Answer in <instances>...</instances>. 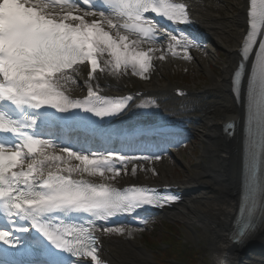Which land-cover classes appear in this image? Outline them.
<instances>
[{
  "label": "snow or ice",
  "instance_id": "obj_1",
  "mask_svg": "<svg viewBox=\"0 0 264 264\" xmlns=\"http://www.w3.org/2000/svg\"><path fill=\"white\" fill-rule=\"evenodd\" d=\"M247 16L250 31L231 81L246 114L241 226L230 238L237 248L264 225V0H250ZM191 23L186 4L177 0H0V264H63L62 254L77 258L72 264H105L101 236L125 231L108 224L110 218L180 199L107 182L121 175L117 162L126 172L128 163L159 160L160 154L78 149L70 134L96 136L101 122L124 112L133 99L99 95L97 73L148 79L152 61L176 57L178 47L182 58L192 59V40L171 27ZM165 42L166 48L157 46ZM246 69L251 74L245 93ZM85 73L87 95L74 98L66 85ZM73 160L78 163L70 165ZM257 203L259 216L252 211ZM74 213L85 215L61 219Z\"/></svg>",
  "mask_w": 264,
  "mask_h": 264
},
{
  "label": "bare ground",
  "instance_id": "obj_2",
  "mask_svg": "<svg viewBox=\"0 0 264 264\" xmlns=\"http://www.w3.org/2000/svg\"><path fill=\"white\" fill-rule=\"evenodd\" d=\"M179 1L188 5L193 20L191 33L179 32L180 29L174 26L179 35H185L189 40H192L194 46L189 47L188 54L199 62L198 54L195 52L198 42L194 41L196 39L209 41L214 48L225 52L226 59L221 69L222 74L220 76L212 75L209 84L202 90L196 91V86L184 90V98L180 99L175 97L176 88H173L169 83H160L158 74H161L167 65L161 60L154 59L152 61L153 68L150 71L151 80L143 87L138 83L139 77L131 76L130 73L123 76L131 83L136 82L138 86L136 91L139 92L138 96L131 95L132 102L123 115L109 124L102 125L96 136L84 137L83 141L77 143L76 148L87 147L90 149L95 145L92 140L96 137L104 145L110 140L123 142L137 127L144 130L157 128L166 130V137L179 138L196 130L195 127L199 126L202 121L205 122L206 127H201L200 138L203 143L202 158L208 162L200 160L202 166H197V171L191 177L181 181L171 174L169 175L164 165L162 167L158 186L171 185L183 195L181 203L163 209L162 217H179L190 224L197 223L206 227L210 232L208 248L213 260L212 264H264V225L245 246L238 249L232 245L228 237L240 194L243 138L238 132L234 133L231 138H227L221 128L225 122H234L237 124L238 130L242 129L244 107L236 102L230 80L233 70L240 61L238 50L247 30V12L250 8V0H242L238 13L234 17L225 14L224 7L228 0H212L214 8L207 5L209 0ZM231 21H235L233 26H231ZM161 47L166 48V42L161 44ZM176 51L178 53L176 57L169 53L172 56V61L177 63L186 60L182 58V48L178 47ZM97 74L101 78L93 83L99 85V95L104 97L130 95L129 90L121 88V84L117 83L115 77L103 73ZM74 79L76 80L75 84L66 85L70 90L69 94L74 98L86 97L87 73L77 75ZM140 104L154 106L138 107L137 105ZM98 147L97 145L96 148ZM108 148L109 150L106 152L120 153L125 152L129 147L115 149L108 146ZM97 151L102 150L97 149ZM69 163L75 165L78 162L73 160ZM115 165L117 168L122 167L118 162ZM133 166L137 167L135 175L131 173ZM120 169L121 175L115 180L107 182L116 187L125 188L130 184L145 186L150 181L145 175L148 171L146 161L142 159L128 163L126 172L123 168ZM85 178L93 182H101L99 176H85ZM130 218L132 217L128 219ZM139 219L135 222L146 223L147 221L144 218ZM97 235L100 236V233L97 232ZM129 239L130 237L117 236L116 234L101 236V259L105 264H135L137 257L132 251H136V249ZM140 255L138 253V256Z\"/></svg>",
  "mask_w": 264,
  "mask_h": 264
},
{
  "label": "rangeland",
  "instance_id": "obj_3",
  "mask_svg": "<svg viewBox=\"0 0 264 264\" xmlns=\"http://www.w3.org/2000/svg\"><path fill=\"white\" fill-rule=\"evenodd\" d=\"M241 2L242 0H228L224 7L225 14L233 17L237 15ZM212 3V0L207 1L209 6H212ZM212 7L214 8V6ZM234 23L235 21H231V26ZM197 42L199 48L195 52L198 54L199 62L192 57L190 60L186 59L175 63L172 61V56L168 54L162 61L167 66L161 74H158L160 83H169L173 88L180 87L186 90L196 86L195 90L199 91L209 84L212 75L220 76L222 74L221 69L226 59L225 52L214 48L209 41L204 39L197 40ZM150 74H146L149 76L148 79L139 77L138 83L141 87L151 80ZM116 80L118 84H121V88L129 89L132 92L138 89L136 82L131 83L124 77ZM201 127L205 128L206 123L202 121L199 126L195 127L196 130L190 132L188 137H183L185 141L176 147L173 153L161 155L159 160L146 161L148 171L145 175L150 179L146 185H158L163 165L169 175L171 174L181 181L191 177L197 171V166H202L200 160L208 162L202 158ZM146 219V223L139 225L133 224L132 220H137L136 218L117 223V226L123 227L125 231L123 234L112 233L117 236L130 237L129 240L137 251H132L137 257L135 264H212L213 260L208 248L210 232L206 227L197 223L190 224L179 217L163 218L161 212L158 215H149ZM172 237L179 240L180 245L174 244ZM173 247L179 252L171 250ZM138 253L141 255L138 256Z\"/></svg>",
  "mask_w": 264,
  "mask_h": 264
},
{
  "label": "trees",
  "instance_id": "obj_4",
  "mask_svg": "<svg viewBox=\"0 0 264 264\" xmlns=\"http://www.w3.org/2000/svg\"><path fill=\"white\" fill-rule=\"evenodd\" d=\"M172 239L174 240V244H179V245H180L179 240L174 239V237H172ZM171 250H173V251L176 252V253L179 252L177 249H175V247H173Z\"/></svg>",
  "mask_w": 264,
  "mask_h": 264
}]
</instances>
